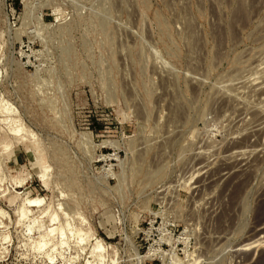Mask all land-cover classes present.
Returning a JSON list of instances; mask_svg holds the SVG:
<instances>
[{"label":"rangeland","instance_id":"obj_1","mask_svg":"<svg viewBox=\"0 0 264 264\" xmlns=\"http://www.w3.org/2000/svg\"><path fill=\"white\" fill-rule=\"evenodd\" d=\"M0 264H264V0H0Z\"/></svg>","mask_w":264,"mask_h":264},{"label":"bare ground","instance_id":"obj_2","mask_svg":"<svg viewBox=\"0 0 264 264\" xmlns=\"http://www.w3.org/2000/svg\"><path fill=\"white\" fill-rule=\"evenodd\" d=\"M5 112V111H4ZM20 127V126H19ZM17 128V127H16ZM16 132H18V130H16ZM22 132V131H21ZM21 139V138H20ZM7 148V147H6ZM44 172H45V170H44ZM45 175V174H44ZM43 174H42V176L41 177H43L44 176ZM47 176V175H46ZM45 176V177H46ZM39 177V176H38ZM41 177H40V179H41ZM44 177V178H45ZM21 180V179H20ZM23 182V181H22ZM48 185V184H47ZM31 202H39V200L38 199H33V200H30ZM21 204V203H20ZM17 211V210H16ZM19 212H20V215H21V217L22 216H24L25 214H27L26 213V211L24 210V209H22L21 211H20V209H19ZM28 212V211H27ZM52 215H54V214H52ZM51 215V216H52ZM20 217V218H21ZM18 218H19V216H18ZM42 218V217H41ZM55 218H56V216L54 217V216H52V217H50V219L51 220H55ZM37 219V218H36ZM43 220V219H42ZM34 222V221H33ZM35 222H36V220H35ZM34 224V223H33ZM28 226V225H27ZM32 227H33V229H34V226L33 225H30L29 227H28V229L30 230V229H32ZM35 227H36V225H35ZM40 228V227H39ZM39 228H36V229H39ZM32 229V230H33ZM31 230V231H32ZM34 231V230H33ZM37 231V230H36ZM56 231V228H54V227H51L50 229H48V234L50 235L52 232H55ZM59 232H60V230H59ZM60 235L62 236V233H60ZM48 238V237H47ZM54 238H52V240H53ZM60 242H62V241H60ZM63 243V242H62ZM46 244V243H45ZM44 243L41 245V246H43V245H45ZM61 244V243H60ZM65 244V243H64ZM52 247H55V245L54 246H52ZM59 247V246H58ZM102 245L99 243V242H97L96 243V252H100L102 249ZM56 249H54V251H55ZM53 251V250H52ZM97 255H100L99 253H97ZM51 257V256H50ZM103 259V258H102ZM100 260H101V258H100Z\"/></svg>","mask_w":264,"mask_h":264}]
</instances>
